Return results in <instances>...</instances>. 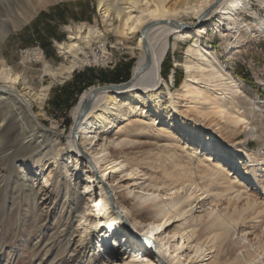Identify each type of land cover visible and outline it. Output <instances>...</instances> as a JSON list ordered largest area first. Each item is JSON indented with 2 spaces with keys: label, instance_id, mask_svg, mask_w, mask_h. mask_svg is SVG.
<instances>
[{
  "label": "bare ground",
  "instance_id": "1",
  "mask_svg": "<svg viewBox=\"0 0 264 264\" xmlns=\"http://www.w3.org/2000/svg\"><path fill=\"white\" fill-rule=\"evenodd\" d=\"M61 1L67 0H0V214L4 216L13 205L32 204L37 241L30 261L91 264L95 250L99 258L105 256L103 264H120L116 260L120 258L123 264H221L219 255L232 231L252 228L253 235H262L256 226L264 228V203L251 194L241 171L260 165L261 160L246 150L252 139L264 146V101L258 95L252 99L244 95L242 80L201 43L204 34L220 29L216 22L206 24L216 15L230 22L229 31L221 32L222 40L230 35L237 40H264V21L258 19L251 0H97L105 30L87 23L67 26V40L56 44L69 65L62 63L55 69L43 51H35L25 54L22 72L11 66L2 50L10 33L34 20L41 9ZM257 1L264 7V0ZM244 14H251L256 22L246 21ZM110 33L118 43H137L131 47L138 51L131 80L86 90L71 111L73 127L63 143L50 134L53 129L44 125L40 112H45L55 82L62 85L78 69L107 64L105 40ZM173 37L174 46L194 41L182 64L184 84L175 93L169 87L163 93V63ZM95 43L102 44L105 60L94 53ZM234 50L233 45L227 46L232 59L238 53ZM32 61L41 63L43 74L52 78L42 91L28 79L27 65ZM183 104L193 109L184 110ZM158 120L164 127L157 125ZM256 123L255 132L251 127ZM242 130L252 132L237 143ZM138 137L150 140L152 149L126 154ZM114 148L120 149L112 155ZM70 161L69 172H77V180L86 178L82 190L72 187L63 174L62 166ZM48 165L57 170L50 172L48 184L38 192L35 177L26 171ZM124 182L160 199L151 207L154 215L132 205L140 227L134 222L131 227L143 241L121 227L122 222L128 224L124 209L129 200L120 197L123 206L118 202ZM9 192L14 196L11 200ZM39 194L45 203L51 198L60 201L58 226L49 236L46 225L51 218L36 212ZM8 199L12 205H6ZM134 199L146 203L139 194ZM220 204L225 209L218 210ZM198 206L206 218L190 216ZM73 221L79 226L70 232L67 227ZM256 245L231 264H264V239ZM2 251L8 256L3 264H15L13 257L20 255L13 245H1ZM43 251L46 259L41 257Z\"/></svg>",
  "mask_w": 264,
  "mask_h": 264
},
{
  "label": "rangeland",
  "instance_id": "2",
  "mask_svg": "<svg viewBox=\"0 0 264 264\" xmlns=\"http://www.w3.org/2000/svg\"><path fill=\"white\" fill-rule=\"evenodd\" d=\"M250 5L255 10L258 19L264 21V7L258 3L257 0H251ZM242 17L248 22H256V19L251 14H244ZM191 20L192 19L189 21ZM214 22L220 26V29H217L214 32L209 31V34L207 35L204 34L201 37V43L204 46H207L211 52L218 55L219 59L224 62V65L228 68L229 72H231L236 77L238 76L242 80L244 84V95L249 97V99H252L258 95V97L264 101L260 96L261 94L264 95V40H244L245 38H240L237 40L236 35H230L226 39L222 40L221 32L229 31L230 22H222L219 18V15H216L208 20L206 24L211 26L210 23ZM82 23L99 25L102 30H105V24L103 23L98 12L97 0H67L54 3L53 5L41 9L35 16L34 20L32 19L30 23L11 32L3 44V54L8 60L9 64L13 67H17L20 72L24 70L22 62L27 52L32 53L35 51H43L46 59L55 69H57L62 63L69 65L70 61L65 60L64 57L59 54L56 44L67 40V26H75ZM107 36V40H105V48H107L106 57L108 58V60L106 59L107 64L100 62L98 65H92L78 69L73 73L71 78L65 80L62 85L61 83L55 82L51 88L50 95L45 106V112H40V118L44 125L53 129V132L55 133L50 134L60 138L61 142L63 143L67 142V137L69 136L73 127L71 111L77 105L80 96L86 90L92 87L119 86L120 84L124 85L131 80L132 70L136 62V54H138V51H133L131 47L135 48L137 43L135 41H124L122 43H118V39L113 34L110 33ZM193 41V39H190L188 41L178 42L176 46H174L175 37L171 39V47L165 58L166 61L163 63L162 76L165 80V83L161 86V91L163 93L168 92V87L172 93H175L184 84L186 72L182 64L186 61L187 50L189 46L193 44ZM100 44H93L94 53L98 56V58H100V60H105L101 55L102 49H100V47L102 44ZM228 45H233L236 49L234 52H238L233 56V59L227 54ZM27 68L29 69H27L28 79L38 91H42L44 86H48L52 82V78L50 76H45L43 74V65L41 63H35L32 61L28 63ZM182 106H184V110L188 108L193 109V106L186 107V104H183ZM37 111L39 110L37 109ZM210 118L215 120L213 116ZM157 125L164 127V123L159 120L157 121ZM251 128L256 132L259 130V124L256 123ZM251 132V130H242L237 143L245 140L247 137L246 134ZM252 140L249 141L250 145H248L246 152L248 154H254L257 159L261 160L259 162L260 165L256 168H250L245 172L241 171V173L243 175L242 177H244V181L246 180V186L250 187L248 189L251 194L256 196L259 201L264 203V146L258 141L254 139ZM149 142L151 141L138 137L134 143L125 149V153L133 156L140 152L151 150L152 146L149 145ZM239 146L240 149H242L241 145ZM141 148L143 149L138 151ZM119 149L120 148L111 149L110 153L114 155V153L118 152L117 150ZM71 162L72 161L66 162L62 166L63 174L67 178L66 180H70L72 187L76 185L78 186V190H82V184L86 178L84 177V179L77 180L75 177L77 172L74 173V175L69 172V168L72 166ZM56 168L57 166L50 167V165H48L45 169L41 168L39 171V168L35 167L30 171L27 170L28 172L26 171V174L29 177H35L33 178L36 180V182L33 183V186L39 192V190L41 191L42 186L48 184L46 183V180L49 177L50 172L52 170H57ZM17 170L21 176L25 174L21 165H17ZM2 181L3 177L0 175V188L3 187ZM107 185H111L109 180L106 182V186ZM121 186V194L118 197L119 205L123 206V200L120 197H124L125 200H129V203L125 205L126 209H124L128 224L122 222L123 226L121 225V227L123 229L125 228L127 232L125 230L124 231L128 235L132 234L139 239V233H134L131 227L132 222H134L137 228L138 226L140 227L139 223H135L134 221V213H132L133 210L131 209L132 205L135 204L138 206L137 209L144 210L147 213L154 215V209H151V207L154 206L156 202L160 201V199H156L155 195L151 196V193L142 192L138 189H135V187L128 185L126 182L122 183ZM48 187L49 185L47 188ZM136 194L141 195L146 203L141 204L140 202L136 201L134 199ZM13 197L14 196L11 194V192H9L10 200ZM37 199L40 204V207L36 210L37 214L46 212L45 214H48L51 218V221L49 219V222L46 225V235L49 236L52 234V231L54 230L53 228L58 226L56 224V221L58 220L57 208L59 207L60 201L51 198V200L45 203V201L42 200L45 199L42 194H39ZM85 199L86 203L89 204L87 198ZM5 203L6 205H12L9 199L6 200ZM83 203H85V201H83ZM31 208L32 204L27 205V203L24 202L20 205L11 206L8 211H5L6 213L3 214L4 216L0 214V246L3 244L13 245L14 248L20 253V255H18L16 258L13 257L12 259L15 264L38 263L37 260L30 261L31 256L29 255L31 248L37 241V231L34 230L36 217L31 213ZM217 209H225V206L220 204ZM17 211H19V213H17ZM203 211L204 209H200V206H198V208H196L193 213L190 214V216H192L193 219H197L199 216L206 218V212ZM65 213L67 218L68 212L65 211ZM203 222L204 221L202 220V224ZM78 226L79 222L73 221L67 228L70 232H73ZM64 227L65 224L60 226L59 231L63 230ZM256 227V229H259L258 232L263 231L262 235V232H260L259 237L256 234L253 235L255 230L253 231L252 228H250L249 231L238 229V231H232L230 233L227 240L223 244V251L219 255L221 258V264H231L238 256H241L248 251L253 252V249L257 247L256 244H258L261 239H264V228H262L261 225ZM118 235L121 236V234ZM245 239L247 240L245 241ZM139 240L143 241L142 238ZM93 252L96 256V260L95 258L91 259V264H103L106 261L105 256H102L103 258L101 259L97 256V252L95 250ZM45 253L46 252L43 251L41 253V257H44ZM121 253L122 252L120 251V254ZM7 257L6 251L0 252V260L2 264L4 263L3 260L7 259ZM120 257L123 258V255H120ZM44 258L46 259L47 257L45 256ZM116 260H118L120 264H123L124 262L121 258ZM112 261L113 260L109 262Z\"/></svg>",
  "mask_w": 264,
  "mask_h": 264
},
{
  "label": "trees",
  "instance_id": "3",
  "mask_svg": "<svg viewBox=\"0 0 264 264\" xmlns=\"http://www.w3.org/2000/svg\"><path fill=\"white\" fill-rule=\"evenodd\" d=\"M170 68H172V67H170ZM260 96H261V98L264 100V95L261 94Z\"/></svg>",
  "mask_w": 264,
  "mask_h": 264
},
{
  "label": "built area",
  "instance_id": "4",
  "mask_svg": "<svg viewBox=\"0 0 264 264\" xmlns=\"http://www.w3.org/2000/svg\"><path fill=\"white\" fill-rule=\"evenodd\" d=\"M101 55H102V52H101ZM105 58H107V57H105Z\"/></svg>",
  "mask_w": 264,
  "mask_h": 264
},
{
  "label": "water",
  "instance_id": "5",
  "mask_svg": "<svg viewBox=\"0 0 264 264\" xmlns=\"http://www.w3.org/2000/svg\"><path fill=\"white\" fill-rule=\"evenodd\" d=\"M110 87V86H109ZM104 88H108V87H104Z\"/></svg>",
  "mask_w": 264,
  "mask_h": 264
}]
</instances>
